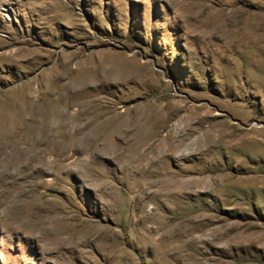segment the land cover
Masks as SVG:
<instances>
[{"label":"rangeland","instance_id":"374dc122","mask_svg":"<svg viewBox=\"0 0 264 264\" xmlns=\"http://www.w3.org/2000/svg\"><path fill=\"white\" fill-rule=\"evenodd\" d=\"M0 153V264H264V0H0Z\"/></svg>","mask_w":264,"mask_h":264},{"label":"bare ground","instance_id":"6f19581e","mask_svg":"<svg viewBox=\"0 0 264 264\" xmlns=\"http://www.w3.org/2000/svg\"><path fill=\"white\" fill-rule=\"evenodd\" d=\"M197 2V1H196ZM199 2V1H198ZM199 3H201V2H199ZM195 4V3H194ZM193 5V4H192ZM191 6V5H190ZM200 6H203V5H200ZM207 6V5H206ZM206 6H205V8H206ZM196 8V7H195ZM194 8V9H195ZM218 10H220V9H218ZM217 10V11H218ZM202 11H203V8H202ZM205 11V10H204ZM221 11V10H220ZM232 11H237V9L236 10H232ZM242 10H240V12H241ZM239 12V13H240ZM238 13V12H237ZM236 14V13H235ZM203 140H206V138H204L203 137ZM203 140L200 138H196V139H194L193 141H191V142H189V144L185 147V149L186 148H189V146H190V144L192 145V144H194V145H198V144H200V143H202L203 142ZM180 145H179V143L178 144H176V145H174V144H172V145H170V147L171 148H173V149H175V150H178V147H179ZM8 154H6V153H0V164H4L5 165V167H8L9 166V162H10V157L9 156H7ZM25 159H23V160H21V161H24ZM150 161H152V160H149L148 162H150ZM20 162V161H19ZM203 180V179H202ZM192 182H194V181H188V183H189V185L192 183ZM187 182L185 183V185H187L188 184ZM171 185H173V184H171ZM184 185V186H185ZM183 187V186H182ZM181 187V188H182ZM186 187V186H185ZM155 192L154 191H152L151 193H149L150 195H152V194H154ZM63 219H64V217H63ZM205 220H209V219H201V220H199V223H202V222H204ZM49 227H51V226H49ZM45 228V227H44ZM43 229V228H42ZM53 229V228H52ZM44 230V229H43ZM48 231L50 230V228L49 229H47ZM51 231H53V230H51ZM45 232V231H44ZM48 233V232H47ZM46 233V235H48ZM51 233H53L54 234V231L53 232H51ZM50 234V233H49ZM55 235V234H54ZM196 238V240L199 238V236H197V237H195ZM68 239V238H67ZM55 241V240H54ZM201 264H204V263H201Z\"/></svg>","mask_w":264,"mask_h":264}]
</instances>
